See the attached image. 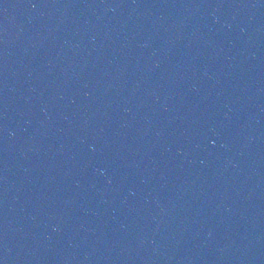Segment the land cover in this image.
I'll return each mask as SVG.
<instances>
[{
    "label": "water",
    "instance_id": "obj_1",
    "mask_svg": "<svg viewBox=\"0 0 264 264\" xmlns=\"http://www.w3.org/2000/svg\"><path fill=\"white\" fill-rule=\"evenodd\" d=\"M0 264H264V0H0Z\"/></svg>",
    "mask_w": 264,
    "mask_h": 264
}]
</instances>
